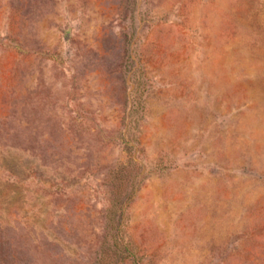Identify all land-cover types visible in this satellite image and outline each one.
<instances>
[{"label":"rangeland","instance_id":"rangeland-1","mask_svg":"<svg viewBox=\"0 0 264 264\" xmlns=\"http://www.w3.org/2000/svg\"><path fill=\"white\" fill-rule=\"evenodd\" d=\"M0 264H264V0H0Z\"/></svg>","mask_w":264,"mask_h":264}]
</instances>
